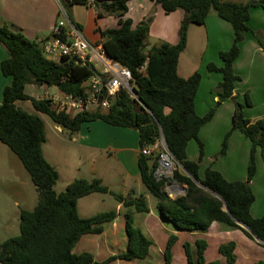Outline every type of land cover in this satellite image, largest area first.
<instances>
[{
    "label": "trees",
    "instance_id": "16d2710c",
    "mask_svg": "<svg viewBox=\"0 0 264 264\" xmlns=\"http://www.w3.org/2000/svg\"><path fill=\"white\" fill-rule=\"evenodd\" d=\"M68 7L87 5L89 0H65ZM97 19L118 18L117 28L101 29L95 33L100 38L107 54L130 70L133 76L131 97L121 90L110 107L105 111L80 112L72 115L67 109H60L51 99H38L27 93V87L46 86L57 88L62 94L82 96L85 84L95 74L89 64L62 59L56 62L42 53V40L30 39L21 31H12L0 26V44L7 50L8 58L1 63V72L10 77L12 83L3 90L0 106V142L19 158L38 190V203L32 211H21L20 234L0 243V264H108L113 260H143L150 254L153 240L145 235L134 223L132 214H126L128 251L106 261L95 260L93 254H75L74 248L85 235H99L103 226L116 219V211L81 218L78 202L92 194H111L126 207L133 206L136 213L147 214L150 208L143 197L128 201L122 195L111 192L101 179H77L65 191L57 193L55 186L59 174L44 157L43 145L46 130L43 119L37 114L25 111L20 102L29 101L38 113L47 115L52 122L71 135L80 131L85 123L103 121L109 125L135 130L139 133L140 151L154 146L163 137L167 148L178 164L171 181L186 186L185 195L171 198L165 191L167 180L158 181L155 170L156 157L140 154L139 171L143 185L156 199V210L163 220L172 223L177 230L206 233L213 223L231 229H239L251 239L264 244V215L254 218L251 208L255 194L251 182L257 173L256 155L259 152L264 162V118L251 122L245 117V106H251L249 97L246 104L234 100L233 93L240 77L235 73L234 64L240 55V43L251 31L248 21L252 7L264 10V0L251 3H233L227 0H153L165 14L183 11L184 16L178 31V43L164 42L152 46L148 51L153 17H148L133 27V21L125 18L130 0H94ZM228 22L234 32V39L228 50L221 51V66L207 65V72L219 73L222 80L217 86L219 102L205 115L196 110V95L202 81L201 73L189 78L179 75L178 65L182 52L187 47L190 25L203 26L211 13ZM68 18L72 15L67 12ZM60 14L58 15V18ZM72 24L82 31L73 20ZM260 46L264 44L259 40ZM234 100L233 125L226 134L220 157L225 156L228 141L233 132L243 134L251 143L250 158L245 181L230 182L223 174L212 168L206 169L200 177L199 163L205 154L204 143L199 134L210 123L220 103ZM191 141L199 147V160L191 161L187 148ZM227 206L228 211L225 210ZM238 223L245 225L247 229ZM178 237L171 235L164 251V264L172 263V250ZM208 243L204 239L195 242V248L184 244L188 264H208L205 251ZM236 243L228 242L219 246V253L226 264H235ZM209 264H218L212 262ZM257 264H264V260Z\"/></svg>",
    "mask_w": 264,
    "mask_h": 264
},
{
    "label": "crops",
    "instance_id": "0c3cea01",
    "mask_svg": "<svg viewBox=\"0 0 264 264\" xmlns=\"http://www.w3.org/2000/svg\"><path fill=\"white\" fill-rule=\"evenodd\" d=\"M57 2V0H0V26H7L15 32L21 31L30 39H41L44 42L49 39L51 30L58 20L60 10ZM76 7L85 8L87 17L82 18L78 10H75ZM71 15L69 19L82 27L85 38L92 45L101 41L95 33L97 27L101 29L118 27V18L111 16L97 19V10L87 5L72 6ZM183 16L184 12L180 10L165 14L161 6L153 0H130L125 18L131 19L133 27H136L146 18L153 17L147 40L149 50L152 46L164 42L177 44ZM66 18L68 19L67 15ZM247 24L251 31L245 34L240 43V55L234 64L235 73L240 80L236 83L233 97L241 104H246L249 97L252 105L245 106V117L251 122H256L264 118V49L259 44V40L264 44V10L252 7ZM90 28L93 36L89 33ZM233 39L232 26L220 19L216 12L209 14L205 25H190L188 29L187 47L180 55L178 72L181 77L189 78L200 70L202 81L196 95V110L200 116L205 115L219 102L216 90L222 75L207 72V65L215 63L221 66L219 53L228 50ZM7 58L8 52L0 44V106L3 102L4 88L12 83V79L5 77L1 72V63ZM197 66L199 70L196 69ZM36 87L39 90L35 92V95L37 94L35 98L43 99L44 94L46 99L61 97L62 93L57 88ZM234 100L229 99L220 103L213 120L201 129L199 137L205 148L203 160L199 163L201 178L206 169L212 168L221 172L230 182L247 179L251 143L249 144L250 141L248 142L239 132H233L230 136L225 156L219 159H212V156H209V163H205L206 153L218 154L221 151L224 138L232 128ZM51 131L52 137L49 138L46 130L43 154L57 170L58 182H64L62 185L64 191L77 179L98 178L111 192L122 195L128 201L141 197L149 199L150 193L143 189L140 178L138 162L141 151L137 131L112 126L103 121L85 123L80 131L73 135L55 124ZM189 160L197 162L199 155ZM256 161L257 173L251 182L255 194L251 215L260 218L264 215V162L259 152ZM216 162L218 166L214 165ZM79 173L80 177L77 175ZM4 181L9 184L6 191L9 197L27 196L28 184L21 176ZM15 201L17 210L13 214L11 210L3 211L6 223L12 226L14 223L12 217L15 218V225L21 222L22 210H18L21 205L18 199ZM148 206L150 212L142 214L136 213L133 206L126 207L122 202H118L111 194H92L81 198L78 202V213L81 218L109 211H116L117 217L103 226L101 234L83 236L75 246L74 253L89 252L99 262L126 253L129 245L126 214H132L135 225L142 231L144 229L154 242L150 254L143 260L117 259L108 264H164V251L171 235L178 237L173 246L171 264H188L184 244L189 243L194 249L198 239H204L208 243L205 251L208 264L212 262L226 264L225 258L219 253V246L228 242L236 243L235 264H257L264 260V244L255 238H249L239 229L213 223L206 233L179 231L172 223L162 219L159 212L154 209L155 204ZM98 207L102 209H97ZM154 248L156 250L153 251Z\"/></svg>",
    "mask_w": 264,
    "mask_h": 264
},
{
    "label": "built area",
    "instance_id": "2783aa9c",
    "mask_svg": "<svg viewBox=\"0 0 264 264\" xmlns=\"http://www.w3.org/2000/svg\"><path fill=\"white\" fill-rule=\"evenodd\" d=\"M87 6L97 9L94 0H89ZM42 53L47 59L56 62L62 59L75 60L77 63L89 64L94 69L95 74L85 84L82 96L61 94L60 98H51L55 105L60 109H67L72 115L107 110L121 90H125L131 97H136L130 70L112 59L102 43L90 44L83 32L66 17L58 19L53 26L49 39L42 44ZM155 153L159 156L155 178L158 181L167 180L165 191L171 198L182 194L184 187L171 181L178 162L162 137L154 146L141 150L144 156H152Z\"/></svg>",
    "mask_w": 264,
    "mask_h": 264
},
{
    "label": "rangeland",
    "instance_id": "374dc122",
    "mask_svg": "<svg viewBox=\"0 0 264 264\" xmlns=\"http://www.w3.org/2000/svg\"><path fill=\"white\" fill-rule=\"evenodd\" d=\"M57 1H58L57 2L58 7L60 10L59 11L60 17L58 19L65 18L67 15V12H69L71 14L72 7H68L65 0H57ZM227 1L233 2V3H247L251 0H227ZM255 1L257 2V1H261V0H255ZM76 8L77 9H75V10L76 11L78 10V12L82 15V18L87 17V10L85 8H83V7H76ZM214 12L215 11H211V13H214ZM89 33L91 34V36H93V32H92L91 28H90ZM146 51H148V48L146 49ZM196 69L199 70L200 68H198V66H197ZM199 72H200V70L198 71V73ZM38 90H39L38 87L33 86V85H29L27 87V93L33 97H35L37 95V94L35 95V92ZM45 96L46 95L44 94L43 98H46ZM19 105L28 113L37 114L43 119L47 133L49 135V138H51L52 137V131L51 130H52V127L54 126V123L52 122V120L47 115H44L42 113H38L29 101L20 102ZM242 136L245 138V136L243 134H242ZM247 141L249 142L248 139H247ZM249 144H250V142H249ZM228 145H229V141H228ZM188 147H189L188 148L189 158L195 159L199 155V152H198L199 148H198L197 143L195 141H191L189 143ZM206 156L207 157L205 159L206 160L205 163H209L211 156H212V159H219L220 158V156L218 154H215V153H210V155L208 153H206ZM153 157H156V154ZM214 165L218 166L217 162ZM219 166H221V164ZM177 168H179L182 172H184L183 169L179 165H177ZM77 175H78V177H80L81 174L79 173ZM15 176H21L22 179H24L25 182L28 184V186L26 188L27 189V196H24L25 198L24 197L23 198H15V196H13V195L11 197L6 195V191L8 189L9 184L7 182H5L4 179H7V180H9L11 178L14 179ZM63 183H64L63 181L57 182V185L54 188L57 193H61L64 191L63 186H62ZM182 186L184 187V185H182ZM143 189L145 191L147 190L144 185H143ZM183 194H184V192L180 195H177V196H182ZM177 196H173V198H176ZM38 197H39L38 190L35 187V185L32 183L29 174L25 170V168L22 165L19 158L6 145H4L0 142V243L4 242L5 240H7L9 238L16 237L20 234V224L18 223L15 225V218L12 217V221H14L13 226L11 224L8 225L6 223L4 217H3V211L4 210H11V212L13 214L15 212V210H17L16 204H15L16 203L15 199H18V202L21 205L20 208H18V210L20 209V210L32 211L38 203ZM146 202L151 206H153L154 204L156 205V199L151 194H149V199H147ZM97 209H102V208L98 207ZM154 209H156V207H154ZM136 221H137V218H136ZM143 233L148 236V234L145 232L144 229H143ZM154 250H156V249L154 248L153 251Z\"/></svg>",
    "mask_w": 264,
    "mask_h": 264
},
{
    "label": "water",
    "instance_id": "95a60500",
    "mask_svg": "<svg viewBox=\"0 0 264 264\" xmlns=\"http://www.w3.org/2000/svg\"><path fill=\"white\" fill-rule=\"evenodd\" d=\"M68 21L70 22V23H72L71 22V20L68 18ZM163 138V137H162ZM163 140H164V138H163ZM165 141V140H164ZM167 146V145H166ZM179 165V164H178ZM180 166V165H179ZM181 167V166H180ZM182 168V167H181ZM183 169V168H182ZM183 171L186 173V171L183 169ZM186 191H187V188H186V186H184V194L183 195H185V193H186ZM225 210L226 211H228V208H227V206H225ZM241 227H243V228H245V229H247L248 230V228L245 226V225H243V224H241V223H238ZM257 239V238H256ZM258 240V239H257ZM259 241V240H258Z\"/></svg>",
    "mask_w": 264,
    "mask_h": 264
},
{
    "label": "bare ground",
    "instance_id": "6f19581e",
    "mask_svg": "<svg viewBox=\"0 0 264 264\" xmlns=\"http://www.w3.org/2000/svg\"><path fill=\"white\" fill-rule=\"evenodd\" d=\"M174 188V187H173Z\"/></svg>",
    "mask_w": 264,
    "mask_h": 264
}]
</instances>
